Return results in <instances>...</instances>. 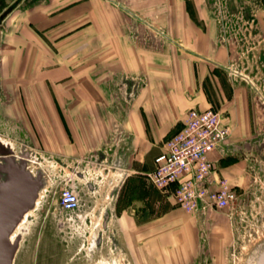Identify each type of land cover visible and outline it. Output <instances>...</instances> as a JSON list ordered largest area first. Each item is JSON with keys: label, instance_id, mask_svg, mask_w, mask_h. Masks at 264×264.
I'll return each mask as SVG.
<instances>
[{"label": "crops", "instance_id": "1", "mask_svg": "<svg viewBox=\"0 0 264 264\" xmlns=\"http://www.w3.org/2000/svg\"><path fill=\"white\" fill-rule=\"evenodd\" d=\"M216 3L0 0L3 61L15 46L28 47L36 61L38 43L56 47L50 93L66 111L65 119L56 118L66 126L57 154L107 157L115 146L110 155L122 176L116 235L130 264H202L207 258L203 240L211 223L204 211L186 212L170 193L137 175L155 167L188 111L219 110L232 127V142L254 125L252 87L235 62L264 53V5ZM64 93L67 99L59 102ZM234 166L216 163L211 181L225 174L237 182Z\"/></svg>", "mask_w": 264, "mask_h": 264}, {"label": "rangeland", "instance_id": "2", "mask_svg": "<svg viewBox=\"0 0 264 264\" xmlns=\"http://www.w3.org/2000/svg\"><path fill=\"white\" fill-rule=\"evenodd\" d=\"M215 2L264 5V0ZM54 52L55 46L38 43L39 61L22 45L15 46L5 61L0 57V141L46 173L39 202L13 234V238L22 234L14 264H130L116 235L115 214L120 207L115 205V192L122 176L110 155L115 146L107 157L96 152L72 159L56 152L66 134V126L57 125L56 118L65 119L66 111L57 109L58 100L50 93L52 82L56 83L51 77ZM235 65L252 87L254 125L247 136L230 141L219 156L225 161L216 159L222 168L235 163L240 178L232 184L227 175L218 177L237 192V200L230 208L203 212L211 227L203 240L208 254L202 264H251L264 245V53ZM60 84L66 83L60 80ZM61 97L68 96L64 93L59 102ZM137 175L139 182H148L144 172ZM72 182L79 189L81 206L65 212L59 206L61 189Z\"/></svg>", "mask_w": 264, "mask_h": 264}, {"label": "built area", "instance_id": "3", "mask_svg": "<svg viewBox=\"0 0 264 264\" xmlns=\"http://www.w3.org/2000/svg\"><path fill=\"white\" fill-rule=\"evenodd\" d=\"M230 136L231 127L219 110L190 109L183 126L163 143L147 179L160 191L170 193L187 212L230 208L237 192L221 178L211 181L216 173L212 154H224ZM59 206L65 212L80 208V192L74 182L62 187Z\"/></svg>", "mask_w": 264, "mask_h": 264}, {"label": "water", "instance_id": "4", "mask_svg": "<svg viewBox=\"0 0 264 264\" xmlns=\"http://www.w3.org/2000/svg\"><path fill=\"white\" fill-rule=\"evenodd\" d=\"M0 152L14 151L10 144L0 141ZM0 173L8 174L6 181H0V264H14L22 237L19 232L12 238L14 229L20 224L22 213L35 207L46 185V173L42 168L31 171L25 158L13 155L0 159ZM23 199L26 202L18 211V218H12L14 211L8 210L7 205ZM251 264H264V245L257 250Z\"/></svg>", "mask_w": 264, "mask_h": 264}, {"label": "flooded vegetation", "instance_id": "5", "mask_svg": "<svg viewBox=\"0 0 264 264\" xmlns=\"http://www.w3.org/2000/svg\"><path fill=\"white\" fill-rule=\"evenodd\" d=\"M14 151V150H13ZM11 155H13V156H16V158H25L27 161H29L30 162V159L28 158V157H24V156H21V155H16L15 154V152H13L12 154H10V153H6V152H0V159H3V158H5V157H9V156H11ZM28 162V166H29V168L31 169V171H35L36 169L35 168H33L32 166H31V164ZM7 178H8V174L7 173H0V181H6L7 180ZM15 194H17V193H15ZM25 202H26V199H23V200H21L20 202H18L17 204H14V203H9L8 205H10L9 207H8V205H7V208H8V210H12V211H14V214L13 215H11L12 216V218L14 217V219L15 218H18V211H20V209H22V207H23V204H25ZM37 202V201H36ZM35 206H36V204H35ZM34 209V208H33ZM30 211H32V210H30ZM30 211H24L23 213H22V216L20 217L21 219V222L27 217V215L29 214V212ZM20 222V223H21ZM20 225V224H19ZM18 225V226H19ZM18 226L14 229V232L16 231V229L18 228ZM14 232H13V234H14Z\"/></svg>", "mask_w": 264, "mask_h": 264}, {"label": "bare ground", "instance_id": "6", "mask_svg": "<svg viewBox=\"0 0 264 264\" xmlns=\"http://www.w3.org/2000/svg\"><path fill=\"white\" fill-rule=\"evenodd\" d=\"M38 202H39V200H38ZM12 238H13V236H12Z\"/></svg>", "mask_w": 264, "mask_h": 264}]
</instances>
